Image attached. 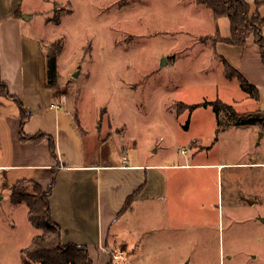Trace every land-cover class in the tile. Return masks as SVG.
Segmentation results:
<instances>
[{
  "label": "rangeland",
  "instance_id": "rangeland-1",
  "mask_svg": "<svg viewBox=\"0 0 264 264\" xmlns=\"http://www.w3.org/2000/svg\"><path fill=\"white\" fill-rule=\"evenodd\" d=\"M21 3L32 16L23 33L42 39L46 55L54 40L65 41L54 87L91 137L95 159L111 136L104 150L120 146L130 163L191 164L166 170L169 196L146 211L137 204L149 228L138 252L146 264H264V130L235 125L212 104L189 107L206 100L237 110L264 106L238 75H226L219 58L226 54L209 37L218 24L212 9L196 0ZM20 113L14 99L0 95V138L9 145L8 122ZM6 143L0 139V164L11 162ZM16 168L7 176L0 169V264H23V247L43 232L27 203L11 199L13 182L30 174ZM20 184V191L34 190Z\"/></svg>",
  "mask_w": 264,
  "mask_h": 264
},
{
  "label": "crops",
  "instance_id": "crops-1",
  "mask_svg": "<svg viewBox=\"0 0 264 264\" xmlns=\"http://www.w3.org/2000/svg\"><path fill=\"white\" fill-rule=\"evenodd\" d=\"M246 1L255 6L256 0ZM21 8V0H0V77L9 90L21 98L30 116L23 127L21 115L8 122L11 144L5 137L0 139L2 148L8 142L11 162L0 164V169L5 176L14 167L20 169L21 174L29 171L30 174L18 177L16 182L31 178L45 189L51 186L55 177L49 198L54 219L63 228L62 241L86 245L93 264H146L138 252L147 241L149 228L144 219L137 217V204L146 211L147 203L149 208L153 199L169 196L166 170L191 164L130 163L120 146L113 144L104 150L110 144L111 136L98 146L99 158L95 159L97 152L91 137L81 128L82 124L79 125L73 109L65 107L66 99L61 98L57 87L48 85V63L42 39L23 33L24 20L32 16L28 14L29 18H26L24 13L27 11H21ZM260 11L264 15V6ZM225 17L215 19L216 28L220 29L222 37L228 38L232 33L230 19L229 24L224 20L219 25ZM214 47L216 50L223 48L227 55L222 53L219 57L224 65L225 59L232 61L252 80L259 88V100L264 103V61L254 36H249L245 45L219 40ZM253 65L259 75L252 73ZM56 103L61 106L55 107ZM254 108L238 111L264 113V106H260L259 101ZM255 125L264 130L259 124ZM41 132L45 136L39 142L22 138V135ZM49 136L55 138L57 156L51 152ZM136 191L131 206L122 210ZM172 193L175 194V188ZM28 211L29 207L26 214ZM42 233L36 232L28 246L34 236ZM116 254L121 257L117 258Z\"/></svg>",
  "mask_w": 264,
  "mask_h": 264
},
{
  "label": "trees",
  "instance_id": "trees-1",
  "mask_svg": "<svg viewBox=\"0 0 264 264\" xmlns=\"http://www.w3.org/2000/svg\"><path fill=\"white\" fill-rule=\"evenodd\" d=\"M199 4L205 5L212 9L216 20L219 17L226 16L230 19L231 36L222 37L220 29L217 30L212 37L214 43L224 40L233 45H245L249 36L253 35L255 42L260 46L261 56L264 61V15L260 11L264 6V0H256L255 6L246 0H196ZM209 39L208 37H206ZM63 37L54 40L52 46L56 49L47 54V78L48 85L54 87L58 75V55L64 50ZM225 73L228 77L233 78L236 75L241 80L244 89L255 97H259V88L248 80V78L240 72L233 64L225 59ZM0 95L14 99L21 109L22 127L26 124L30 113L24 108L21 98L9 90L6 82L0 77ZM212 104L218 114L226 112L231 123L237 125L259 124L264 128V116L261 111L240 112L232 104L223 100L209 101L201 103H193L190 108L200 105ZM45 136L44 133L35 135H22L23 139H33L37 142L41 141ZM51 152L57 156L55 138L50 137ZM31 183L34 187L32 192L20 191V183ZM15 187L11 199L15 202H26L29 207V218L32 224L38 229L43 230L42 234L33 237L30 246L23 249V264H34L41 262L43 264H93V258L89 254L86 245L64 243L62 241V231L60 223L53 216L51 199L49 198L55 185V177L51 186L45 189L40 183L33 181L31 178H23L14 183ZM137 191L130 195L124 204L122 210L131 206L135 199ZM110 264H115L111 262Z\"/></svg>",
  "mask_w": 264,
  "mask_h": 264
},
{
  "label": "built area",
  "instance_id": "built-area-1",
  "mask_svg": "<svg viewBox=\"0 0 264 264\" xmlns=\"http://www.w3.org/2000/svg\"><path fill=\"white\" fill-rule=\"evenodd\" d=\"M61 106V103H56V105H55V107H60ZM184 152L186 151V150H183ZM117 258H120L121 257V254H116L115 255Z\"/></svg>",
  "mask_w": 264,
  "mask_h": 264
},
{
  "label": "water",
  "instance_id": "water-1",
  "mask_svg": "<svg viewBox=\"0 0 264 264\" xmlns=\"http://www.w3.org/2000/svg\"><path fill=\"white\" fill-rule=\"evenodd\" d=\"M26 18H29V16L28 15H24ZM79 74V72L77 71V72H75V75H78ZM263 114V116H264V113H262Z\"/></svg>",
  "mask_w": 264,
  "mask_h": 264
}]
</instances>
